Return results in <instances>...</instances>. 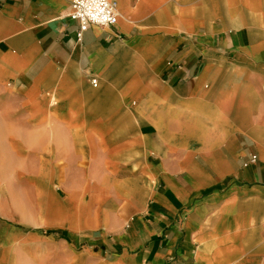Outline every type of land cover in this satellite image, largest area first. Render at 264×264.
Listing matches in <instances>:
<instances>
[{
	"label": "crops",
	"instance_id": "0c3cea01",
	"mask_svg": "<svg viewBox=\"0 0 264 264\" xmlns=\"http://www.w3.org/2000/svg\"><path fill=\"white\" fill-rule=\"evenodd\" d=\"M71 1L0 0V264H264V0Z\"/></svg>",
	"mask_w": 264,
	"mask_h": 264
},
{
	"label": "built area",
	"instance_id": "2783aa9c",
	"mask_svg": "<svg viewBox=\"0 0 264 264\" xmlns=\"http://www.w3.org/2000/svg\"><path fill=\"white\" fill-rule=\"evenodd\" d=\"M69 16L79 22L78 37L91 26L112 27L118 23L120 13L116 2L111 0H72ZM92 83L97 85V79L93 78ZM257 157H252V162Z\"/></svg>",
	"mask_w": 264,
	"mask_h": 264
}]
</instances>
